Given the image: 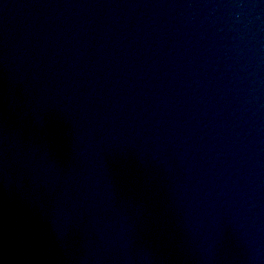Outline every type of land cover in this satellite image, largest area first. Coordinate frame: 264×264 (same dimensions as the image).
I'll return each mask as SVG.
<instances>
[{"label":"water","instance_id":"water-1","mask_svg":"<svg viewBox=\"0 0 264 264\" xmlns=\"http://www.w3.org/2000/svg\"><path fill=\"white\" fill-rule=\"evenodd\" d=\"M0 264H264V0H0Z\"/></svg>","mask_w":264,"mask_h":264}]
</instances>
